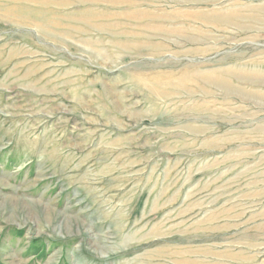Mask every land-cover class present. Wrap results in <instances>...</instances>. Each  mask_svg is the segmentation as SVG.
<instances>
[{"label": "rangeland", "instance_id": "374dc122", "mask_svg": "<svg viewBox=\"0 0 264 264\" xmlns=\"http://www.w3.org/2000/svg\"><path fill=\"white\" fill-rule=\"evenodd\" d=\"M0 264H264V0H0Z\"/></svg>", "mask_w": 264, "mask_h": 264}, {"label": "trees", "instance_id": "16d2710c", "mask_svg": "<svg viewBox=\"0 0 264 264\" xmlns=\"http://www.w3.org/2000/svg\"><path fill=\"white\" fill-rule=\"evenodd\" d=\"M34 247L36 248L37 246L34 244ZM37 254H39V255L42 254V250H38Z\"/></svg>", "mask_w": 264, "mask_h": 264}]
</instances>
